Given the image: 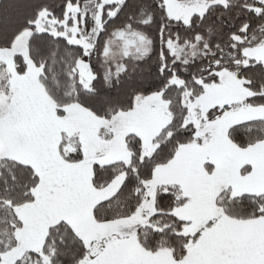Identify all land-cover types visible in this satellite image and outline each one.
<instances>
[{"label":"snow or ice","instance_id":"snow-or-ice-1","mask_svg":"<svg viewBox=\"0 0 264 264\" xmlns=\"http://www.w3.org/2000/svg\"><path fill=\"white\" fill-rule=\"evenodd\" d=\"M0 264H264V0H0Z\"/></svg>","mask_w":264,"mask_h":264}]
</instances>
